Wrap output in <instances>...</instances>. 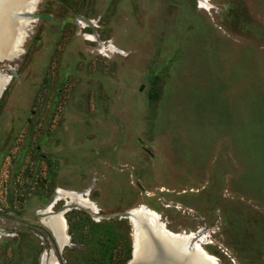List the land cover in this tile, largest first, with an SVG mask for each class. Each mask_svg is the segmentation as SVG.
Returning a JSON list of instances; mask_svg holds the SVG:
<instances>
[{"label": "rangeland", "instance_id": "1", "mask_svg": "<svg viewBox=\"0 0 264 264\" xmlns=\"http://www.w3.org/2000/svg\"><path fill=\"white\" fill-rule=\"evenodd\" d=\"M34 9L21 53L0 62V264L51 251L60 264H116L132 244L118 215L140 206L172 247L173 258L155 248L156 264L202 263L164 228L192 233L212 264H264V0ZM57 190L96 207L55 202L61 252L38 213Z\"/></svg>", "mask_w": 264, "mask_h": 264}, {"label": "bare ground", "instance_id": "2", "mask_svg": "<svg viewBox=\"0 0 264 264\" xmlns=\"http://www.w3.org/2000/svg\"><path fill=\"white\" fill-rule=\"evenodd\" d=\"M37 2L38 0H0V62L13 60L21 53L24 40L26 37V29H27L26 27L34 21L33 18L34 16L29 17L27 15H34L35 13L34 6L36 5ZM200 4L202 3L200 2ZM76 22L82 25L83 27L86 26L85 22L82 21L81 19H77ZM8 81H9V77L0 78V95L2 94ZM56 195L57 196L55 200L47 208L48 213L52 214V207L54 206L55 202H57L61 198H69L96 212L95 209L96 207L92 205V203L87 198V195H80L76 192H63L61 190H57ZM136 211L142 214L144 208L140 206L136 208ZM148 213L152 217L150 218L146 216L147 219L149 220L152 219L154 222H155L154 219H158L159 217V215L153 210H148ZM51 227L55 234L59 233L60 230L66 232L65 220L61 214H56L55 216H53L51 221ZM162 231L163 232H161V235H164L165 232V233H170L174 237L185 238L187 242L184 245L186 246V248L192 247L196 251L202 262L201 264H212V262L214 263L215 261L214 257L205 256L206 254L204 255L201 251H197L196 248L193 247L192 245L193 243L196 245L197 243H201L202 241L198 240L197 242H192L194 239V235L192 233L175 234L169 232L167 228L166 229L164 228ZM141 239H142L141 233L139 236L134 233L132 237V241L135 243L134 255L136 257H139L142 252ZM66 240H68V237H66ZM146 243H148V245L150 246V241L149 242L146 241ZM148 249L149 248L145 249L144 251L146 250L148 251ZM49 264H57V263L55 261H50Z\"/></svg>", "mask_w": 264, "mask_h": 264}, {"label": "water", "instance_id": "3", "mask_svg": "<svg viewBox=\"0 0 264 264\" xmlns=\"http://www.w3.org/2000/svg\"><path fill=\"white\" fill-rule=\"evenodd\" d=\"M49 205H47L44 209L39 210V214H43V216L39 219V222L42 226H44L46 229L49 230L51 233L52 238L54 239V242L58 248V250L61 252L63 251L69 242V236L66 232L59 231V233L55 234L53 232V229L51 227V221L53 216L56 214H51L47 212V208ZM119 219H126L131 225V236L133 237L134 233L138 236L141 235L149 242L150 241V248L148 251L141 252V255L139 257H136L134 255L135 253V243L132 241L131 247V259L128 261L127 264H156V252L155 248H159L165 255H169L173 258L172 254L167 253L165 249H168L170 252H172V247L169 244L168 239L165 236H159V223L154 222L152 219H147L145 214H140L136 211V209L130 210L125 213H121L118 215ZM134 225H132V224ZM158 231V232H157ZM58 235V236H57ZM66 237H68V240H66ZM137 238V236H136ZM44 256V259H43ZM175 258V257H174ZM50 261H55L57 264H60L58 261L57 256L51 251L49 253L44 252L40 256V264H49Z\"/></svg>", "mask_w": 264, "mask_h": 264}, {"label": "trees", "instance_id": "4", "mask_svg": "<svg viewBox=\"0 0 264 264\" xmlns=\"http://www.w3.org/2000/svg\"><path fill=\"white\" fill-rule=\"evenodd\" d=\"M67 219V223H68V225H70L71 223H70V220H69V218H66ZM116 222H118V224H120V223H123V221H116ZM103 225L104 224H102L101 222L98 224V225H96L97 226V228H101V227H103ZM130 231V228L128 227V234L130 233L129 232ZM48 237H49V240L51 241V242H53V239H52V237H51V235H49V233H48ZM131 246H130V244H129V239H128V244H126V253H125V255H124V257L122 258V259H120V260H118L117 262H116V264H121L122 262H123V260H124V262L123 263H125V262H127V261H129L130 259H131ZM122 263V264H123Z\"/></svg>", "mask_w": 264, "mask_h": 264}]
</instances>
